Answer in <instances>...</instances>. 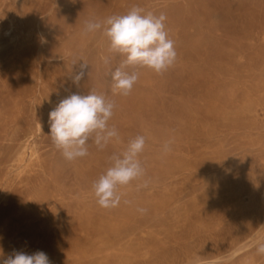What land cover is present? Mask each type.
<instances>
[{
	"label": "rangeland",
	"instance_id": "1",
	"mask_svg": "<svg viewBox=\"0 0 264 264\" xmlns=\"http://www.w3.org/2000/svg\"><path fill=\"white\" fill-rule=\"evenodd\" d=\"M136 6L165 15L177 57L161 74L126 67L139 79L123 96L111 73L124 57L85 27ZM93 91L114 101L118 139L100 148L93 134L68 161L48 113ZM137 136L144 175L101 207L93 183ZM262 242L264 0H0V259L264 264Z\"/></svg>",
	"mask_w": 264,
	"mask_h": 264
},
{
	"label": "clouds",
	"instance_id": "2",
	"mask_svg": "<svg viewBox=\"0 0 264 264\" xmlns=\"http://www.w3.org/2000/svg\"><path fill=\"white\" fill-rule=\"evenodd\" d=\"M165 20L162 13L157 16L136 6L126 14L86 24L87 33L102 29L103 35L110 42L109 51L124 57L120 67L111 73L114 93L127 96L138 81L137 72L129 74L124 70L128 66L146 67L161 74L174 64L177 53L174 41L166 30ZM86 69L87 65L82 63L80 71L70 78L72 84L79 86L85 78ZM114 108V101L94 91L86 95L72 93L52 108L48 113L49 135L57 149L62 150L66 160L73 161L87 156L88 141L93 134L94 143L100 148L105 147L113 138L118 139V131L108 126ZM144 146L145 137L137 136L129 142L126 150L111 157L112 165L92 185L101 207L118 206L121 200L118 188L144 175L138 158ZM167 147L165 145L166 150ZM256 251L264 255V242L258 245ZM0 264H50V260L43 251L33 254L14 252L6 259H0Z\"/></svg>",
	"mask_w": 264,
	"mask_h": 264
}]
</instances>
